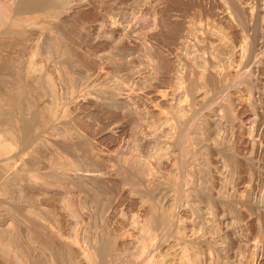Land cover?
Segmentation results:
<instances>
[{
    "label": "rangeland",
    "instance_id": "obj_1",
    "mask_svg": "<svg viewBox=\"0 0 264 264\" xmlns=\"http://www.w3.org/2000/svg\"><path fill=\"white\" fill-rule=\"evenodd\" d=\"M27 1L0 0V264H264V0Z\"/></svg>",
    "mask_w": 264,
    "mask_h": 264
},
{
    "label": "bare ground",
    "instance_id": "obj_2",
    "mask_svg": "<svg viewBox=\"0 0 264 264\" xmlns=\"http://www.w3.org/2000/svg\"><path fill=\"white\" fill-rule=\"evenodd\" d=\"M56 2V0L54 1H52V0H28L27 2H26V5L29 7V8H37L38 10H46V9H50L51 7H53V5H54V3ZM47 11V10H46ZM4 17H2V19H3ZM1 21V20H0ZM4 22V21H3ZM55 43V42H54ZM52 44H53V42H52ZM52 47H54L53 45H52ZM52 49V48H51ZM54 49H56L55 47H54ZM148 224V223H147ZM143 229V228H142ZM143 231V230H142ZM144 231H145V229H144ZM146 233V232H145ZM140 237H141V234L139 235ZM143 237H144V235H143ZM146 240V239H145ZM142 241V240H141ZM145 243V242H144ZM138 244V243H137ZM106 248H108V250H109V246H107ZM105 250H107V249H105ZM107 250V251H108ZM142 255V254H141ZM182 256V255H181ZM142 258V257H141ZM182 259V258H181ZM181 262V261H180ZM179 263V262H178ZM183 264V263H182Z\"/></svg>",
    "mask_w": 264,
    "mask_h": 264
}]
</instances>
